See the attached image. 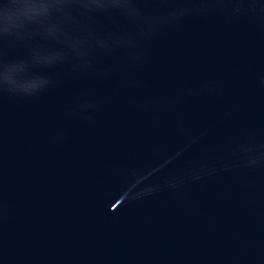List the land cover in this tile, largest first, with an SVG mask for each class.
<instances>
[{
	"label": "water",
	"instance_id": "water-1",
	"mask_svg": "<svg viewBox=\"0 0 264 264\" xmlns=\"http://www.w3.org/2000/svg\"><path fill=\"white\" fill-rule=\"evenodd\" d=\"M0 0V264H264V0Z\"/></svg>",
	"mask_w": 264,
	"mask_h": 264
},
{
	"label": "clouds",
	"instance_id": "clouds-1",
	"mask_svg": "<svg viewBox=\"0 0 264 264\" xmlns=\"http://www.w3.org/2000/svg\"><path fill=\"white\" fill-rule=\"evenodd\" d=\"M16 2L17 0H5L3 7L5 8L10 7L12 4H15Z\"/></svg>",
	"mask_w": 264,
	"mask_h": 264
}]
</instances>
